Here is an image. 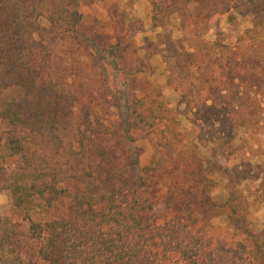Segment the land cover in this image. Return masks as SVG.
<instances>
[{"label": "trees", "instance_id": "16d2710c", "mask_svg": "<svg viewBox=\"0 0 264 264\" xmlns=\"http://www.w3.org/2000/svg\"><path fill=\"white\" fill-rule=\"evenodd\" d=\"M149 1L154 28L173 15L185 23L190 44L180 58L193 80L169 83L194 121L227 123V144L241 129L257 131L264 121V0ZM81 6L0 0V121L8 126L0 133V193L11 195L13 212L38 244L37 256L23 258L21 224L0 216V264H264V230L249 226L246 199L230 189L225 203L215 201L213 168L177 158L160 129L164 101L144 97L133 106L117 82V47L85 33ZM243 6L252 28L217 50L204 34ZM65 37L79 59L89 56L99 67L97 97L79 94L70 69L53 66L44 43ZM136 133L154 145L146 166ZM165 176L174 211L159 219L155 186ZM219 209L228 211L227 227L213 223Z\"/></svg>", "mask_w": 264, "mask_h": 264}, {"label": "rangeland", "instance_id": "374dc122", "mask_svg": "<svg viewBox=\"0 0 264 264\" xmlns=\"http://www.w3.org/2000/svg\"><path fill=\"white\" fill-rule=\"evenodd\" d=\"M83 15V30L102 46L117 47V58L123 70L117 81L121 90L126 89L133 101L144 97L163 100L167 114L160 129L174 143V153L183 161L202 162L216 172V188L211 196L217 202L228 200L230 189L237 190L248 204L249 226L257 233L264 230V121L257 131L241 129L230 144L225 142L227 123L216 122L214 126L195 122L185 110L178 93L170 85L175 80L180 86H188L193 80L190 70L184 66L180 56L189 49L188 31L179 15L161 19V26L154 28L152 17L156 14L149 0H80ZM194 7L191 6V9ZM243 11L222 17L217 26H211L204 39L218 45L232 46L246 30L252 28L253 16L243 6ZM51 56L53 66L70 69L68 80L74 82L79 94L89 90V96L99 88V67L87 56L78 58L69 38L44 43ZM127 83V88L122 83ZM85 99V98H84ZM221 106V105H220ZM262 107L264 108V102ZM137 109V107H136ZM224 114H216L223 118ZM223 124V125H222ZM8 126L0 121V133ZM138 134V133H136ZM168 137V136H167ZM139 160L148 165L154 155V145L149 138L137 135ZM170 178L158 177L155 192L160 204L155 210L159 219L171 210L172 195L168 192ZM0 216L20 223L25 232L20 240L18 253L23 258L37 256V241L29 233V224L13 212L12 197L8 192L0 193ZM214 224L228 225L227 209H219Z\"/></svg>", "mask_w": 264, "mask_h": 264}]
</instances>
